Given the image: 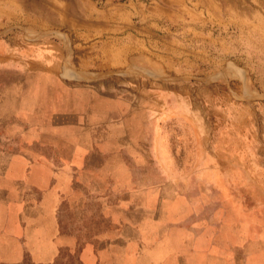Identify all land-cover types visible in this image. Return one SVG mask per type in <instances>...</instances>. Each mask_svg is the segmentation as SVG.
Returning a JSON list of instances; mask_svg holds the SVG:
<instances>
[{"label":"rangeland","instance_id":"1","mask_svg":"<svg viewBox=\"0 0 264 264\" xmlns=\"http://www.w3.org/2000/svg\"><path fill=\"white\" fill-rule=\"evenodd\" d=\"M22 153L87 156L72 246L0 264H264V0H0V163Z\"/></svg>","mask_w":264,"mask_h":264},{"label":"crops","instance_id":"2","mask_svg":"<svg viewBox=\"0 0 264 264\" xmlns=\"http://www.w3.org/2000/svg\"><path fill=\"white\" fill-rule=\"evenodd\" d=\"M86 159L76 153L5 156L0 163V262L17 263L25 256L33 262H49L60 248L72 246V239L59 231L56 211L73 191V179ZM109 246L113 249L114 243ZM104 249L108 248L86 243L81 252L83 263L107 264ZM118 258L117 248L111 264H117Z\"/></svg>","mask_w":264,"mask_h":264}]
</instances>
